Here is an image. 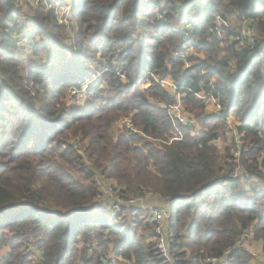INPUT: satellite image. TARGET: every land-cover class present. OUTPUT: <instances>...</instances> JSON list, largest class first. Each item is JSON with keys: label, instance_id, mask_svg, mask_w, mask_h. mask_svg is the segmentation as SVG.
I'll return each instance as SVG.
<instances>
[{"label": "trees", "instance_id": "obj_1", "mask_svg": "<svg viewBox=\"0 0 264 264\" xmlns=\"http://www.w3.org/2000/svg\"><path fill=\"white\" fill-rule=\"evenodd\" d=\"M230 17L255 36L222 50L217 20ZM155 79L176 84L201 129L170 143L177 96ZM66 89L85 90L89 108ZM131 115L144 135L115 138ZM228 119L242 141L221 153ZM108 182L122 200L171 208L170 259L146 242L149 212L101 209ZM246 234L264 255V0H0V264H261Z\"/></svg>", "mask_w": 264, "mask_h": 264}, {"label": "rangeland", "instance_id": "obj_2", "mask_svg": "<svg viewBox=\"0 0 264 264\" xmlns=\"http://www.w3.org/2000/svg\"><path fill=\"white\" fill-rule=\"evenodd\" d=\"M73 4V3H72ZM59 7V6H58ZM58 14L60 16V19L64 20L65 22H68L69 20V27H70V31L72 30V24H75L74 20L72 19V13L70 12V8L67 5H62L60 8L57 9ZM66 12V13H65ZM73 20V21H72ZM227 24L228 27H226L224 30V32L220 35L218 34V40L220 41V46L222 48V50L231 42H241L243 43L245 40H247L248 38H253L255 36V34L252 32V29L250 27V23H246L245 25H243V22H240L239 20H236L234 17H230L229 19H227ZM217 26H218V21H217ZM253 27V26H252ZM219 28V26H218ZM255 30V29H254ZM75 27L73 28V34L69 33V37H73L75 34ZM194 51V50H192ZM188 66H190V63L188 62ZM97 78V75L95 74L92 78L90 83H92V81H94V79ZM90 80V79H89ZM155 82H157V79H155ZM160 86L165 89L166 91L170 92L171 94H173L174 96H176V93L178 92V88L174 87V84L170 81H165V86H163V81L159 82ZM151 83H145L144 87L145 89L150 88ZM88 87V86H87ZM64 93H66V100L68 102V104L72 107V108H77L79 107L78 110L80 111H85V109L87 110L89 108V104L90 101L89 99L85 96V90L78 92L76 89L73 90H64ZM200 95V94H199ZM199 99V98H198ZM200 100V99H199ZM178 105V101L176 100V102L173 105H166L167 113L169 114V117H173L176 120V124L173 127V130L175 131V128H177L180 132V136L177 139H173L172 142L174 141H178L182 138L185 137V130L181 129L183 128H187V127H191L193 129H201V125L198 122V119L196 120L194 118V116L191 113H188L185 110L184 107V103L181 105L180 107V113L175 112V113H171L170 112V108L173 106ZM219 112V110L215 107L214 104H212V101H207V105L205 107V114L209 115V116H213V117H219L217 116V113ZM177 117H180L179 119H177ZM132 115L130 117H120L116 123L113 126V130H112V134L115 136V138H117L119 135L124 134L127 130V125L129 124L130 120L132 121ZM132 125L134 126L133 122ZM237 126H238V122L235 119H228L225 124L223 129L220 131V138L215 141L213 143L214 146L217 147V149L220 150V152L222 153L223 150H225L226 148H233L231 145L234 143H236V146H240L242 139L241 136L239 135L238 131H237ZM132 133H134L135 135L139 132H141L137 127H133L132 128ZM129 134V135H133V134ZM143 139H146V137H144L142 135ZM147 142H151L155 145H157L156 147H159V143H161V141L157 140L154 141L152 139L147 138L146 139ZM157 142V143H156ZM233 150H236L233 148ZM235 156H239L238 153H235ZM239 170V169H238ZM235 173H231V175L233 176ZM99 198H101L102 200H107L108 198H105V196L102 195V193L100 192L98 195ZM97 197V198H98ZM96 198V201H97ZM119 221V220H118ZM123 222V220L121 221ZM153 227V225H152ZM146 242H154L156 241V236H155V228L153 227L149 232L146 233ZM249 235V238H242L241 243L244 244L246 250L250 253L253 262H260L261 264H264V255H263V251H262V246L261 243L256 240L254 238L253 235ZM33 251V250H32ZM225 262V261H223Z\"/></svg>", "mask_w": 264, "mask_h": 264}, {"label": "built area", "instance_id": "obj_3", "mask_svg": "<svg viewBox=\"0 0 264 264\" xmlns=\"http://www.w3.org/2000/svg\"><path fill=\"white\" fill-rule=\"evenodd\" d=\"M217 21H218V26H219V28L217 29V32H218V34L221 35L225 31L224 29L226 27H228V24H227V22L220 20V18H218ZM246 23H247L246 21H243V25H245ZM252 32L254 33V30H252ZM251 39L252 38H248L249 41H251ZM192 50H193V48L190 47V48H188L186 53L182 55V61L184 62L186 67H188V65H189L188 62H186V56L190 52L193 53L194 51H192ZM162 81H163V86H165L166 85L165 81H169V80H162ZM162 81H157V82L159 83ZM170 82H172V81H170ZM172 83L174 84V87L176 88L177 87L176 84L174 82H172ZM176 96H177L178 105L170 108L171 113H175V112L180 113V107L184 103V99L181 95H176ZM197 97L204 102L205 107L207 105V101L211 100L212 104H214L215 107L219 110V112L217 113V116H220L221 107L218 103V100L214 99L212 96H209L207 94H200ZM179 118L180 117H177V119H179ZM172 119L175 121L174 122V126H175L176 120L173 117H172ZM133 127L134 126L132 125V121L130 120L129 124L127 125V130L125 133L131 134L133 131L132 130ZM132 134L135 135L134 133H132ZM138 134H143V133L139 132ZM179 134H180L179 130L177 128H175V131L174 130L172 131V137L170 139V143H172V141L175 137H176L175 139H177L180 136ZM154 141H157V140H154ZM234 173H235L233 175L234 178H239L241 176L239 174L238 169H236L234 171ZM108 184H109L108 187H105V188L102 187L101 188L102 195L105 196V198H108L107 200H105V199L102 200L100 198V200L103 201V206L101 207V209L105 212H109V211L120 212L122 210V208L136 207V208H141V210L144 212H149L152 216L150 223L155 228V236H156L155 245H156V248L162 257L170 259V249L168 247V241H167L168 233H166V230H167V221L172 216L171 215V211H172L171 208L165 207L164 202H162V201L159 202L157 200H152V203L157 205V209L155 207H153V205H150L148 207L147 203L151 201L150 195H146L145 197H140V198H134V199L132 198L129 201L122 200L120 197H117L115 195L113 189L110 187L111 182H108ZM244 238H249V235L246 234L244 236ZM218 263H220V262H217V260H215V259L208 260V264H218Z\"/></svg>", "mask_w": 264, "mask_h": 264}]
</instances>
